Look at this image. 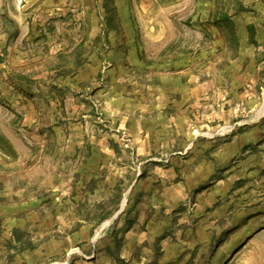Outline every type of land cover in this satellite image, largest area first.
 Masks as SVG:
<instances>
[{
  "label": "rangeland",
  "instance_id": "rangeland-1",
  "mask_svg": "<svg viewBox=\"0 0 264 264\" xmlns=\"http://www.w3.org/2000/svg\"><path fill=\"white\" fill-rule=\"evenodd\" d=\"M264 228V0H0V264H227Z\"/></svg>",
  "mask_w": 264,
  "mask_h": 264
},
{
  "label": "crops",
  "instance_id": "crops-1",
  "mask_svg": "<svg viewBox=\"0 0 264 264\" xmlns=\"http://www.w3.org/2000/svg\"><path fill=\"white\" fill-rule=\"evenodd\" d=\"M227 264H264V228L251 233Z\"/></svg>",
  "mask_w": 264,
  "mask_h": 264
}]
</instances>
